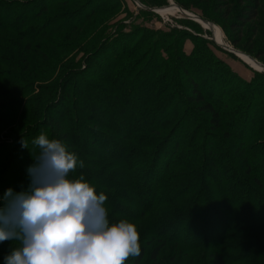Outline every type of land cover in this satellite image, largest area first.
<instances>
[{"label":"rangeland","instance_id":"obj_1","mask_svg":"<svg viewBox=\"0 0 264 264\" xmlns=\"http://www.w3.org/2000/svg\"><path fill=\"white\" fill-rule=\"evenodd\" d=\"M11 1L8 0L6 3L11 5ZM18 1L30 2L32 5H0V23L6 20L8 24H12L13 19H6L9 11L15 13L20 10L26 15L41 9L43 5L45 11L41 12L39 17L28 21L27 25H32L31 21L36 23L38 19L52 16V27L48 29L49 34L30 42L31 48L25 52V55L28 53L30 68L24 70L21 68V62L16 59L18 49L13 47L16 43L23 49L25 45L23 40L10 31L2 32L9 40L3 42V46L12 53L13 58L7 55L0 56V78L11 77L16 80L9 81L8 84L9 90L18 88L14 91L18 95L4 98L0 103L15 101L20 107L27 108L29 102L35 103L36 100L32 98H40L45 109L36 123L32 122L33 117L29 120L33 123L27 125L30 126V130L25 129L20 133L9 124H17L9 115H6L9 118L5 119L6 121L0 120V161L2 170H6L0 179V196L9 187L14 191L27 188L29 177L26 170L39 151L32 143L33 139L41 133L49 138L60 139L59 135L63 131L66 136L64 140H60L67 144L69 150L73 151L83 164V167H77L71 172L69 177L74 179L83 175L98 192L103 193L106 196L104 206L109 221L127 219L134 223L139 233V243L142 244L150 238L148 232L152 233L154 229L151 231L149 227L160 216L161 212L158 213V209L161 207L153 211L147 210L142 214L134 209H128L130 205L134 206L135 203L141 202L145 194L129 197V190L116 187L122 183V175L126 170L120 160L113 155V151L120 147V143L125 145L129 141L128 133L125 131L127 121L133 128L130 131L131 135L134 133L133 137L145 136L144 128L136 126L154 123V119L164 111L160 106L165 104V95L170 93V90H167L168 86L180 88L188 93L191 91L192 82L197 83V89L207 101L215 104L220 99L226 101L223 128L228 135H233L227 142L236 147L241 141L248 140L243 157L248 158L251 168L264 184V71L252 69L238 58L239 56L237 57L240 54L235 56L220 47L224 46L223 38L226 44L252 58L256 55L257 58L254 59L264 64V0H254L255 8L249 7L253 0H171L178 9L186 10L185 12L190 15L172 12L168 14L173 15L161 14L162 9L148 11L132 0ZM137 1L155 9L169 4V0ZM249 8L254 9V12L249 18L240 20L238 17L241 12ZM202 19L219 28L220 33H217L213 32L214 26H209L212 30L210 38H213L216 44L209 38V32L202 28L206 24ZM57 20L61 21L59 25L61 27L58 26ZM150 44L161 47L159 54L155 50L158 47L152 51L147 48ZM180 45L185 56L191 58L193 55V59L184 62L186 65H183L182 72L175 68L174 63L175 50ZM199 47L203 52L195 53ZM134 49H137L138 54L145 50V63L141 64L139 62L141 58L136 55L128 59V51ZM40 52L49 55V60L42 58ZM121 53L122 55L127 53L125 54L127 56L120 60L115 74H112L111 67ZM8 59L14 61L15 65L7 63ZM124 62L129 64L127 69L122 66L125 65ZM159 63H163L165 70L162 66H157ZM152 66L156 67L153 74ZM157 73L163 75L161 79L155 78ZM158 88L159 92L163 90L165 93L160 96L156 93ZM1 89H5V84L0 83V92ZM181 97L183 98L180 95L176 96L172 104L180 103ZM153 106L158 107H155V113L146 117ZM182 106L184 105L181 104ZM190 107L192 110L197 108L195 103ZM3 115L5 114H0V117ZM197 115H190L188 119L200 125L197 118L202 117L201 112ZM48 122L52 123L53 127ZM202 123L206 125L205 120ZM184 131L202 137L205 130L198 129L193 132L186 126ZM177 132L161 151L153 153L155 165L152 174H146L148 179L164 173L163 169L171 159L170 154L174 145L172 139L177 137ZM206 133L208 134L204 148L211 152L218 150L220 146L217 138L218 136L224 138L223 134L218 130L210 132L206 130ZM22 142H25L27 147L22 146ZM130 145L143 153V156L124 157L141 160L144 167H147L152 156L148 154L144 145L132 143ZM224 151L229 154L231 152L227 148ZM222 154L224 155V152ZM243 157L231 154L230 157L221 158L222 160L207 162L204 170L197 171L192 183L201 184V188L197 191L196 197L201 193L199 203L209 207V215L203 225L205 229L202 232L198 226L190 227L191 218H188L183 223L181 221L171 223L161 231L170 236L181 235L190 242L207 238V244L193 249L184 243L177 246L152 240L149 247L156 245L160 248L159 263L209 264L211 255L207 251L218 250L224 245L214 241L218 240L228 218L225 217L224 207L228 200L242 196L246 189L245 164L248 163H241ZM173 171L176 173L178 170ZM178 177L172 176L174 179L171 181H176ZM103 180L106 185L102 184ZM171 181L168 180L169 183ZM227 185L230 188H227ZM108 195H112V198H108ZM110 204L115 206L114 209ZM237 207L241 209L243 204L239 203ZM121 208L126 217L119 216ZM241 236L239 234L235 237L238 239ZM227 240L231 241L228 238ZM221 241H226V238ZM16 242L18 241L11 244ZM144 254L146 257L147 251ZM3 257H0V264ZM133 258L129 257L126 264H132Z\"/></svg>","mask_w":264,"mask_h":264},{"label":"trees","instance_id":"obj_2","mask_svg":"<svg viewBox=\"0 0 264 264\" xmlns=\"http://www.w3.org/2000/svg\"><path fill=\"white\" fill-rule=\"evenodd\" d=\"M6 1L8 2V0H0V5L23 6L24 4H31L30 2L20 3L21 1L12 0V3L10 5L7 4ZM249 7H256L254 0L249 5ZM251 8L243 10L238 18L240 20L249 18L250 14L254 12V9ZM156 9H162L161 14L166 13L167 15H173L175 13H180L178 7L174 5L171 0H169V4L167 6L158 8L156 7ZM164 9L168 11H165ZM43 11H45V7H43V5L41 6V9H36L34 12L28 13L26 15L23 14L24 11L20 10L15 13H9V11L6 15V19H13L12 24H8L6 20L0 23V56L7 55L8 57L13 58L12 53H10L3 46V42L9 40L3 36L2 32L10 31L13 34H16L18 38L20 40H23L25 44L23 45V49L16 43L13 45V47H16L18 49L16 53V59L18 60V62H21V68L23 70L26 68H30V60H28L27 57L28 53H26L25 55V52H27L28 49L31 48L30 42L36 39L43 38L44 35L49 34L50 30L48 29L49 27H52V16L49 18L47 17L48 19H38L36 23L31 21L32 25H27L33 18L39 17L41 12ZM185 11L186 10H183L181 14L184 13L185 15H190ZM170 12H172L173 14H168ZM57 22L59 26L61 21L57 20ZM202 28L204 29V31L209 32L210 38L212 35V30L210 29L209 25L205 24V26ZM218 29L219 28L217 26H214L213 32L215 31L217 33H220ZM210 39L215 43L213 38ZM222 43L224 45L226 44L223 41V38ZM156 47L158 46H152L151 44L147 45V48H149L150 51L154 50ZM160 48L161 47L155 49L157 54H159ZM128 52V59L136 55L137 57L141 58V60L139 61L141 64L145 63V50L140 54H138L137 49L130 50ZM202 52V48L199 47L195 53ZM125 54L127 53H124L123 55L121 53V55L115 58L114 65L111 67L112 74H115V69H117V66H119L120 60L122 58H126L127 55ZM174 56L175 68L180 69L181 72L184 69L183 65H186L184 62L191 60V58L193 57V55L191 56V58L185 56L181 51V45L178 49L175 50ZM253 56L254 58H257L256 55ZM41 57L45 60H49L50 58V56L44 52L41 53ZM237 57L252 69L259 72L263 71L260 65L250 57L244 54L237 55ZM151 61L152 58H150L149 62L151 63ZM6 62L10 63L11 65H15L14 61L10 59H8V61ZM3 63H5V61ZM150 63L147 62L148 65ZM18 64L19 63H16V65ZM124 64L125 65L122 66L126 67L127 69L129 67V64L126 62H124ZM157 66H162V68L165 70L163 63H159ZM152 67L154 68L152 71L153 74L156 71V67ZM162 76V74L157 73V76L155 78L161 79ZM9 81L16 82V80L12 79L11 77L8 79H5L4 77L0 78V83L5 84V89H1L0 92V100H3L7 97L12 98L18 95V93H14V91L18 88L9 90ZM196 86L197 83L192 82L191 91H188V93L186 91L180 90V88H178V90L171 86H168L167 90H170V93L165 95V104L160 106L163 107L164 111L154 119V123L148 126H142L135 122V124H138L136 127H142L140 129L144 128L146 135L137 138L133 137L134 133H132V135L130 134V131L133 128L131 127L130 122L127 121V127L125 128V131L126 133H128L129 141L126 144L124 143L125 145H121L120 143V147L113 151V155H115L117 159L120 160L119 162L125 166L124 169L126 170L125 174L122 175V183L117 184L116 187H118L119 189L125 188L126 190H129V197H131V195L140 196L142 193L145 194V198L141 202L135 203V207L133 206V204L130 205L128 209H134L142 214L147 210L153 211L155 208L161 207L160 209H158V213L161 212L160 216L149 227L151 231L152 229H154L152 233H149L150 231L148 232L150 238L146 239L142 244H140V254L139 256L133 258L132 264H142V262H148L149 264H161L158 260V253L160 248L156 245L149 247V244L153 242L152 240H159V243L161 244L172 243L173 245L177 246H180L182 245V243H184L185 246H189L193 249L196 248V246H204L205 244H207V238L190 242L186 239H183L181 235L170 236L162 233L161 230L163 228H167L171 223H175L177 221H181L183 223L185 219L191 218L189 219L191 222L189 226H198L203 232V230L205 229L203 225L209 215V207H204L201 203H199L201 193H199L196 197V193L201 188V184L192 183L194 176L196 175L198 170L199 172H201V170H204L206 168L207 162L213 163V161L222 160L221 158L230 157L231 154L243 157L246 153V142L248 141L247 139L238 143L236 147H232V143L227 142L228 139L233 138V135H228L225 128H223V110L226 106V101L224 99H220V101H218L216 104L212 103L211 101H207L203 97V95L200 94ZM159 89L160 88L157 89L156 93L161 96V94H164L165 92L163 90H160L159 92ZM178 95L183 96V98L181 97V102L178 104H172L173 99ZM32 99L36 100L35 103L34 101L29 102L30 104L27 108L20 107V104L18 102L15 103V101H4L0 103V114H5L0 117V120L6 121L7 119H9L6 115H9L11 120L16 121L17 123L9 124L11 126L13 125L18 133L22 132L25 129V131L30 130V126L27 125H31L33 123H31V121L29 120L33 117L32 122L36 123L41 118L42 110L45 109L40 98ZM193 103H195L197 106V108H195L196 110H192L190 107V105ZM181 104H183L184 106L181 107ZM155 107L153 106L151 111H149L150 113H145L146 117H148V114L151 115L152 113H155ZM196 112H201L202 115L201 118H197L201 123L200 125H197L190 121V119H188L190 115H197ZM204 120L206 125L202 123V121ZM48 123L50 125L52 124L50 122ZM186 126H189V128L192 129L193 132L197 131L198 129L205 130L204 136H193L192 133H189L187 131L185 132L184 128ZM206 130L208 132L218 130L221 134H223L224 138H222V136H218L219 138H217L220 146L218 150H212L211 152L210 150L207 151V148H204V141L206 140L208 134L206 133ZM176 131H178L176 133L177 137L175 138L173 136L174 139H172L174 145L170 154L171 159L168 160L167 164L165 165L163 169L164 173L159 177L155 176L152 179H148V175L150 173L152 174V168L155 165L153 153L161 151ZM65 136L66 133L62 131L59 135V138L64 140ZM131 143L134 145H144L143 147L146 149L148 154L152 156V160L148 161L150 164L146 165L147 167H144V163L141 160L139 161L129 158L127 159L124 157L143 156V153H140V151H137L136 149H134V147H132V145H130ZM226 148L229 152L231 151L230 154L227 153V151H224V149ZM223 152L224 155L222 154ZM177 154L180 156H178ZM252 154H254V152H252ZM173 156L174 158L172 159ZM245 162H247L248 165H246ZM241 163L245 164V179L247 180L245 181L246 189L242 196L239 195L237 198L228 200V204H226V206L224 207L225 217L228 216V218L225 221L224 228H222V231L219 233L221 237L219 236L218 240L214 239L217 244L224 245L220 246L218 250L214 249V251L212 250V252L207 251V253H210L211 255L209 264H264V184L262 183L260 177L256 174V172L251 168V164H249L248 158L244 159L243 157ZM1 166L2 161H0V179L3 178V176L5 175L4 172L6 171H3ZM142 168H144V170ZM175 169L178 170L176 171V173L173 171ZM171 175L179 177L176 181H171L174 179ZM248 177H250V179H247ZM168 180L171 182L169 183ZM102 184L106 185L104 180L102 181ZM226 187L230 188L228 185ZM232 191L233 190H231V192ZM235 192L236 191H234V193ZM109 197L112 198V195H108V198ZM128 200L129 199L127 197L126 201ZM239 203L243 204V207L241 209H238L237 207ZM110 205L114 209L115 206L112 204ZM120 211L121 212L119 216L126 217L122 212V208ZM239 234H241L242 236L237 239V237L235 236ZM223 238H226V241H221L223 240ZM227 238L231 239V241L227 240ZM234 240H237V242H235ZM11 242L13 243V241L10 240L0 242V257L8 254L12 248L19 246V242H16V244H11ZM213 243H210V245H213ZM146 251L147 255L145 257L144 253ZM233 251L236 253H231Z\"/></svg>","mask_w":264,"mask_h":264},{"label":"clouds","instance_id":"obj_3","mask_svg":"<svg viewBox=\"0 0 264 264\" xmlns=\"http://www.w3.org/2000/svg\"><path fill=\"white\" fill-rule=\"evenodd\" d=\"M32 143L39 151L27 188L0 196V242H19L2 264H126L139 256L136 225L110 222L106 196L83 175L69 177L83 164L67 144L44 133Z\"/></svg>","mask_w":264,"mask_h":264},{"label":"water","instance_id":"obj_4","mask_svg":"<svg viewBox=\"0 0 264 264\" xmlns=\"http://www.w3.org/2000/svg\"><path fill=\"white\" fill-rule=\"evenodd\" d=\"M132 1H134V3H136L137 5H139V7L143 8V9H145V10L153 11V12L155 11V8H149V7H146V6H144V5L140 4V3H138L137 0H132ZM194 16H195V15H194ZM202 20H204V19H202ZM204 21H205V22H208V21H206V20H204ZM220 47L223 48L224 50L228 51L229 53L235 55V56L237 55V53H243V52H241L240 50H237V49L231 47V46L228 45V44H225L224 46H220ZM243 54H245V53H243ZM245 55L248 56V57H250V58H251L252 60H254L257 64H259L260 67H261V69H263V71H264V64L258 62L256 59L252 58L251 56H249V55H247V54H245Z\"/></svg>","mask_w":264,"mask_h":264},{"label":"bare ground","instance_id":"obj_5","mask_svg":"<svg viewBox=\"0 0 264 264\" xmlns=\"http://www.w3.org/2000/svg\"><path fill=\"white\" fill-rule=\"evenodd\" d=\"M179 11H180V13L181 12H183V10H180V9H178ZM155 11H158V9L156 10L155 9ZM191 18H193V17H191ZM194 19V18H193ZM205 22V21H204ZM207 25H209L210 27H213V25L211 24V23H209V22H205ZM237 54H241V53H237Z\"/></svg>","mask_w":264,"mask_h":264},{"label":"built area","instance_id":"obj_6","mask_svg":"<svg viewBox=\"0 0 264 264\" xmlns=\"http://www.w3.org/2000/svg\"><path fill=\"white\" fill-rule=\"evenodd\" d=\"M137 5V4H136ZM139 6V5H138ZM195 16H197V15H195Z\"/></svg>","mask_w":264,"mask_h":264}]
</instances>
